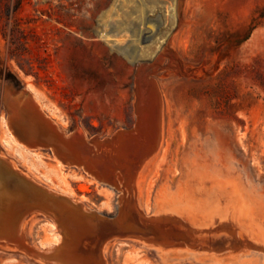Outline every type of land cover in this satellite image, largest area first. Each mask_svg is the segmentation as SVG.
I'll return each instance as SVG.
<instances>
[{"label":"rangeland","instance_id":"obj_1","mask_svg":"<svg viewBox=\"0 0 264 264\" xmlns=\"http://www.w3.org/2000/svg\"><path fill=\"white\" fill-rule=\"evenodd\" d=\"M144 65L150 144L135 130ZM0 81L31 84L54 128L99 148L104 182L18 139L0 102V156L98 217L81 253L264 264V0H0ZM28 208L6 212L15 237L0 235V264H63L33 253L62 236Z\"/></svg>","mask_w":264,"mask_h":264},{"label":"water","instance_id":"obj_2","mask_svg":"<svg viewBox=\"0 0 264 264\" xmlns=\"http://www.w3.org/2000/svg\"><path fill=\"white\" fill-rule=\"evenodd\" d=\"M8 120L9 129L12 130V133L31 147H35V143L40 144L42 146L40 148L55 146L63 154L65 160L78 165L87 166V168L92 164L91 159H96L93 155L96 154V152L85 148L79 137L74 139H63L57 129L50 123L48 124L40 119H35L34 122L37 124L38 129L34 135H30L26 132V129L21 123L10 120V118ZM59 194L61 195H56L53 191L39 186L35 181L24 177L17 170L13 169L7 161L0 159V220H2L0 223V235L3 236L4 234H7L9 237H15V229L13 230V227L11 226L7 228L9 225L5 222V217L7 215L6 212H8V209H10L13 204L20 205L21 207L22 205H27L30 209H36L47 217H49L47 212L51 211V208L55 206L56 208L61 209V211L70 213L73 217L75 216L74 222L71 218H64L62 221L64 226L68 228L69 232L70 230H74L69 237H65L61 234V243L64 242L66 251L69 254H73L76 259L83 261L84 264H90L89 260L92 261V264H104L98 254L90 256L81 253L80 250H78L79 237L85 233L93 232L94 227L99 226V223L96 222L98 217L83 209L78 201L73 200L62 193ZM65 219L69 224H67L68 222L65 221ZM76 220H78L77 223ZM80 221H87L89 225L87 227L88 229L84 228V226H82L83 224H78ZM33 253L36 255L35 251H33Z\"/></svg>","mask_w":264,"mask_h":264},{"label":"bare ground","instance_id":"obj_3","mask_svg":"<svg viewBox=\"0 0 264 264\" xmlns=\"http://www.w3.org/2000/svg\"><path fill=\"white\" fill-rule=\"evenodd\" d=\"M175 1H177L179 3V0H175ZM175 3L176 2H174V4ZM150 22L153 23L154 19L151 18ZM150 27L152 28V30L155 29V28H153V26H150ZM149 34H150V32H149ZM157 59L158 60L160 59L159 55H158ZM146 65L148 66V64H146ZM146 65H144L143 70H138L136 72L137 88L140 91L138 92L137 102H136V111L138 112V118H137V124H136L135 130L137 131V133H139V131L141 130L140 135L142 134V136H144L143 138H141V140L144 143L143 139L147 138L146 141H148L150 144L152 141V138L147 136V134L145 133L146 130H148L145 126V123H147L152 118V114H153L152 113V111H153L152 96L153 95L149 91L151 82L149 81V79H147L146 70H145ZM37 97H38V95H37L36 91L33 89L32 85L29 83H27L26 88H24L23 90L12 93L3 84V82L0 81V102L2 101L5 104V106L7 107L10 120L21 123L24 126V128L26 129V132H28L30 135H34L36 130L38 129L37 124H35V122H34L35 119H40L43 122L48 123V124L51 123L50 118H48L44 114V112L42 111L41 104L39 103ZM0 122H1L0 131L2 132V119L0 120ZM3 130H5V129H3ZM5 131H3V133ZM57 131L61 134V138H63V139H71V138L74 139V138H77L79 135L76 133H71V134L66 135V134L62 133L60 130H57ZM4 143H8V141L4 142ZM15 146L20 147V145H18V144ZM34 146L37 148L42 147L40 144H36V143L34 144ZM48 147L56 155L57 158H60V159L63 158L64 159L63 154L59 151V149H57L55 146H48ZM95 151H96V154H93V155L96 159H94V158L91 159L92 164L89 166L91 168H89V167L87 168V166H83V165H78L76 163L70 162V161L65 160V159H64V161L67 164H75L77 166L84 168L85 170H88V172H90L93 176L94 175L97 176V177L94 176L96 179L103 181V180H105V178H101V177H105V176H104V173L101 171V164L99 163L100 162L99 148L96 147ZM121 154L124 157L126 156L125 152L123 150L121 151ZM0 159L6 161L4 157L0 156ZM114 162H116L118 169L123 168V167H124L123 169H125V170L127 169L125 167L123 161L121 162L118 159H114ZM104 165H105V163H104ZM118 169H117V171H118ZM122 172L123 171H119V173L116 172V174H115V177H117V179L119 181L121 179L120 176H123ZM96 173H99L101 175L98 176V175H96ZM56 195H61V194L56 193ZM123 205H124V201L122 202V206ZM120 212H122L120 214V217L122 218V216H124V213H125L124 207L121 209ZM47 214L50 217V219L53 220V222L55 224H57V227L59 228V231L61 232V234L63 236L69 237L70 234L72 235L74 230L73 231L70 230V232H71L70 233L68 231V228L66 226H64L62 221L64 220V218H71V220L74 222L75 216L73 217L70 213H66L65 211H61V209H58L55 206L52 207L51 211L47 212ZM65 221H67V220L65 219ZM77 221L78 220H76V223H77ZM81 222L82 221H80V223L78 222V224H83L82 226H84V228L88 229L87 228L89 226L88 222L87 221H83L82 223ZM67 224H69V222ZM13 241L17 242V240H13ZM56 243H57V241L53 240L52 244L54 245ZM35 252L39 258L44 259V260H55V261L63 263V264H84L83 261H81L80 259H76V257L73 254H69L66 251L64 242L58 243V244H56L52 247H48L46 249L45 248L44 249H38Z\"/></svg>","mask_w":264,"mask_h":264}]
</instances>
